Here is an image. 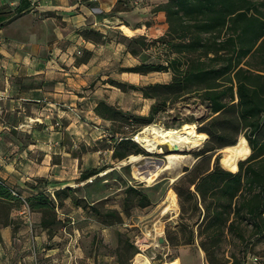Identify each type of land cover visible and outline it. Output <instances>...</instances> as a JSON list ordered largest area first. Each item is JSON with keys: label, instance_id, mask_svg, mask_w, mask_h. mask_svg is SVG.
Here are the masks:
<instances>
[{"label": "rangeland", "instance_id": "rangeland-1", "mask_svg": "<svg viewBox=\"0 0 264 264\" xmlns=\"http://www.w3.org/2000/svg\"><path fill=\"white\" fill-rule=\"evenodd\" d=\"M164 3L165 0H141L137 9L128 5L129 10L123 15V21L132 31H123L126 34L124 35L122 32L124 29H119L120 36L117 33L118 40L115 39L122 44V51L112 48V52H104L106 62L97 66L96 75H93L94 80L92 78L82 88L83 97L88 96L94 102L102 100L129 117L126 122L116 120L111 123L94 120L96 123H93L89 111L80 114L84 131H76L79 133L74 135L78 138V147L74 151L79 159L78 170L80 173L95 170L97 173L84 181H79L78 178L71 179L72 176L67 177L66 182L71 188L70 198L59 204L54 195L44 191V185L41 186L43 197L53 205V211L45 218H42L38 212L31 214L29 207L28 200L34 196L32 190L34 186H38V183L35 184L36 180L12 179L8 182L7 179H0V183L10 189L13 196V199L0 198V228L9 220L18 224L22 218L25 220L33 216L40 218L47 224L44 227L46 235L57 237L54 244L59 246L60 250L62 248L65 253L79 250L83 256L93 258L95 264H134L137 255L143 256L150 264H167L174 260L179 264H208V262L239 264L242 257L247 256L248 253L258 257L259 263L262 264L264 215L258 220L262 223L261 232L257 233L249 222L236 224L234 230L225 232L220 241L212 247L209 257L200 250L199 239L195 238L192 244H185L189 228L195 233L197 231L195 223L198 219L201 220L202 216L200 209L193 210L188 203L185 207L188 210L180 219L179 204L176 195L174 194V198L172 194V185L175 182L176 172L179 171L181 174L184 168L191 167L198 160L194 154L202 149L208 140L206 134V140L203 137L202 141L199 140L196 138V132L209 124L212 118L210 105L199 95L185 96L174 103H168L152 118L150 124L144 125L139 118L149 115L153 100L144 98L139 88L150 84H167L171 74L153 72L141 75L123 71L142 64H163L167 54L157 49L153 42L166 30L162 26L165 18L154 12ZM115 33L113 31V35ZM139 36L144 38L142 45L140 39H137ZM256 62L258 59L252 61V63ZM114 82L119 83L121 88L116 87ZM25 113L32 115L29 109ZM15 117L19 122L26 121L24 115ZM151 124L162 128L192 126L195 130L192 138L198 142V146L188 151L173 152L172 148L163 145L159 147L161 153L149 154L135 141V136ZM26 129L22 127V132ZM246 131L239 133L236 141L239 137L245 139ZM22 135H18L17 131L8 127L7 131L0 133V139L8 141L22 138ZM122 136L129 138L148 155L131 153L124 159L118 160L113 156V149L117 148L119 152L125 151L124 146L116 147ZM228 147L216 150L211 155V163L218 156V164L223 167L221 158L226 154L228 157L223 164L235 171L237 164L232 167L227 162ZM250 154L249 149L248 155L238 162L247 159ZM167 155H185L189 161L179 162L173 171L167 172L164 161ZM137 156H142L141 161L129 162L131 157ZM144 161L149 164L150 170L155 172L164 170V172L154 177L152 182H145ZM128 188H132L133 191L127 192ZM139 193L146 195L149 205H141ZM103 222L112 226H104ZM155 226L161 233L156 236V247H153L150 238L153 233L155 235ZM150 230L153 232L148 234ZM160 237L165 240L163 244L158 243ZM167 239H171V243ZM186 260L189 262L187 263Z\"/></svg>", "mask_w": 264, "mask_h": 264}, {"label": "trees", "instance_id": "trees-1", "mask_svg": "<svg viewBox=\"0 0 264 264\" xmlns=\"http://www.w3.org/2000/svg\"><path fill=\"white\" fill-rule=\"evenodd\" d=\"M128 10L127 0H122L113 11ZM154 12H162L167 25L165 33L153 42L167 54L166 59L163 64H142L123 71L141 75L171 74L167 84L139 88L144 98L153 100L149 115L139 118L144 125L150 124L168 103L185 96L199 95L210 105L209 124L196 132V138L202 141V137L206 140L208 136V140L194 154L198 160L184 168L172 185L180 219L188 210L185 208L188 203L193 210L200 209L202 216L195 223V233L189 228L185 244L199 239L200 250L209 257L212 247L225 232L234 230L236 224L249 222L257 233L262 229L258 220L264 215V0H165ZM82 35L94 43L108 41L107 36L93 30ZM137 39L142 45L143 36ZM254 59L258 62L252 63ZM114 85L121 88L117 82ZM93 112L102 121L111 123L129 119L102 100ZM243 130H247L245 140L251 154L237 163V171L223 164L228 157L226 154L221 158L224 168L218 164V156L211 163V155L216 150L234 146L236 136ZM119 146H124L125 151L113 149V156L118 160L131 153L148 155L125 136L119 138L116 147ZM96 173L95 170L81 172L78 180L84 181ZM37 183L36 193L28 200L29 207L31 212L45 218L53 211V205L43 197L44 180L37 179ZM128 191L133 189L128 188ZM70 193L71 188L64 187L55 190L53 195L59 204L69 199ZM138 195L142 206L149 205L146 195ZM0 198L13 199L11 190L1 183ZM41 224L47 225L45 220H41ZM103 225L112 226L107 222ZM167 240L171 243V239ZM243 258L245 255L239 264L244 263Z\"/></svg>", "mask_w": 264, "mask_h": 264}, {"label": "crops", "instance_id": "crops-1", "mask_svg": "<svg viewBox=\"0 0 264 264\" xmlns=\"http://www.w3.org/2000/svg\"><path fill=\"white\" fill-rule=\"evenodd\" d=\"M118 1L0 0V133L10 127L23 134L0 139V179H43L44 191L53 194L70 187L67 177L79 178L74 135L84 131L80 114L89 111L93 123L102 121L93 112L98 102L83 97L82 88L106 62L104 52L122 51L115 40L119 29L130 31L123 21L128 11H113ZM90 30L108 41L84 39L83 32ZM28 109L32 115L25 113ZM56 238L46 235L40 218L9 220L0 228V264H95L79 250H60Z\"/></svg>", "mask_w": 264, "mask_h": 264}, {"label": "bare ground", "instance_id": "bare-ground-1", "mask_svg": "<svg viewBox=\"0 0 264 264\" xmlns=\"http://www.w3.org/2000/svg\"><path fill=\"white\" fill-rule=\"evenodd\" d=\"M195 134V130L192 126H186L182 128H162L160 126L151 124L147 128H145L143 131L138 133V135L135 136V141L147 152L149 153H161L162 150L159 148L160 146L167 145L168 147H177L178 150L181 151H188L193 147L198 146V142L195 141L192 137ZM228 153L229 158L227 160L228 164H230L232 167H235L238 160L244 158L249 153V147L246 144V141L244 138L239 137L236 144L234 146L228 147ZM184 154V153H183ZM142 156L137 157H131L129 162H138L141 161L140 159ZM187 156L185 155H167L164 158L165 164H166V170L167 172H171L176 168L175 166L179 162H186ZM189 161V159L187 160ZM145 164V172L143 173L145 182H152V179L159 174L163 173L164 170H159L157 172L150 170L149 164L144 161ZM180 166V165H179ZM178 169V168H177ZM179 175V171L176 172L175 176L177 177ZM155 235L154 233L151 236L152 243L151 245L153 247H156L155 240L156 236H159L161 233L157 227L155 226ZM153 230L148 231L147 233L151 234ZM134 264H150L148 261H146L143 256L137 255L135 257V263Z\"/></svg>", "mask_w": 264, "mask_h": 264}, {"label": "built area", "instance_id": "built-area-1", "mask_svg": "<svg viewBox=\"0 0 264 264\" xmlns=\"http://www.w3.org/2000/svg\"><path fill=\"white\" fill-rule=\"evenodd\" d=\"M141 0H127V4L130 7L136 8L139 6ZM3 44V39L1 36V31H0V46ZM1 113V112H0ZM53 195V194H52ZM246 259L244 258V263L243 264H260V259L256 256H252L249 253L247 256H245Z\"/></svg>", "mask_w": 264, "mask_h": 264}, {"label": "water", "instance_id": "water-1", "mask_svg": "<svg viewBox=\"0 0 264 264\" xmlns=\"http://www.w3.org/2000/svg\"><path fill=\"white\" fill-rule=\"evenodd\" d=\"M171 150H172L173 152H178V151H179L177 147H172ZM148 153H149V152H148ZM149 154H151V153H149ZM236 171H237V167H236V170H235L234 172H236ZM182 174H183V173H181V174H179L177 177H175V178H174V181L177 180ZM164 242H165L164 238H162V237L158 238V243H159V244H163Z\"/></svg>", "mask_w": 264, "mask_h": 264}]
</instances>
